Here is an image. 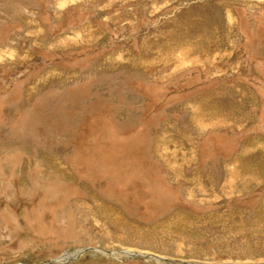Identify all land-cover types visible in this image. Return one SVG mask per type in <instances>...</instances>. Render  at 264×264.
I'll use <instances>...</instances> for the list:
<instances>
[{"label":"rangeland","instance_id":"obj_1","mask_svg":"<svg viewBox=\"0 0 264 264\" xmlns=\"http://www.w3.org/2000/svg\"><path fill=\"white\" fill-rule=\"evenodd\" d=\"M0 264H264V0H0Z\"/></svg>","mask_w":264,"mask_h":264},{"label":"water","instance_id":"obj_2","mask_svg":"<svg viewBox=\"0 0 264 264\" xmlns=\"http://www.w3.org/2000/svg\"><path fill=\"white\" fill-rule=\"evenodd\" d=\"M86 249H90V250H93L92 248H86ZM86 249H81V250H79V251H76L73 255H71L67 260H63L62 258L64 257V255H62V257H60V258H58V259H55V260H53V261H51V262H55V263H61V262H63V263H65V262H67V261H69L70 259H72V258H75V257H77V256H79L83 251H85ZM103 253H108V252H106V251H102ZM122 253L126 256V257H128V258H130V259H132V258H146V257H152V258H158L157 256H155V255H147V254H140V253H134V252H132V253H129L128 254V252H126V251H122Z\"/></svg>","mask_w":264,"mask_h":264},{"label":"bare ground","instance_id":"obj_3","mask_svg":"<svg viewBox=\"0 0 264 264\" xmlns=\"http://www.w3.org/2000/svg\"><path fill=\"white\" fill-rule=\"evenodd\" d=\"M129 253H132V252H129ZM129 253H128V254H129ZM71 255H72L71 253L66 254V255H64V257H63L62 259H63V260H67Z\"/></svg>","mask_w":264,"mask_h":264}]
</instances>
